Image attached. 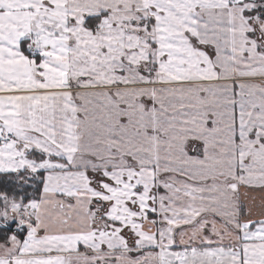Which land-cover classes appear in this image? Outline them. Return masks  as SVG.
Wrapping results in <instances>:
<instances>
[{
	"label": "snow or ice",
	"instance_id": "snow-or-ice-1",
	"mask_svg": "<svg viewBox=\"0 0 264 264\" xmlns=\"http://www.w3.org/2000/svg\"><path fill=\"white\" fill-rule=\"evenodd\" d=\"M0 264H264V0H0Z\"/></svg>",
	"mask_w": 264,
	"mask_h": 264
}]
</instances>
